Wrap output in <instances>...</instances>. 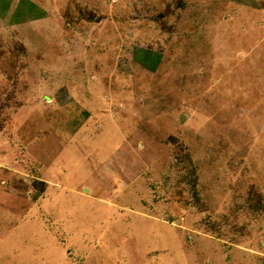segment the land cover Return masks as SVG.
I'll return each mask as SVG.
<instances>
[{
	"label": "rangeland",
	"instance_id": "374dc122",
	"mask_svg": "<svg viewBox=\"0 0 264 264\" xmlns=\"http://www.w3.org/2000/svg\"><path fill=\"white\" fill-rule=\"evenodd\" d=\"M0 264H264V0H10Z\"/></svg>",
	"mask_w": 264,
	"mask_h": 264
},
{
	"label": "trees",
	"instance_id": "16d2710c",
	"mask_svg": "<svg viewBox=\"0 0 264 264\" xmlns=\"http://www.w3.org/2000/svg\"><path fill=\"white\" fill-rule=\"evenodd\" d=\"M22 2L15 11L13 22L20 23L25 17L31 20H38L46 16V13L39 9V7L32 2H28L30 11H25V9L22 8ZM9 3L10 0H0V14H2V16L5 15L8 11ZM35 13L39 14L36 15ZM136 59L140 64L151 70H154L156 68L160 60L159 56L155 55L154 53L141 49L136 52Z\"/></svg>",
	"mask_w": 264,
	"mask_h": 264
}]
</instances>
